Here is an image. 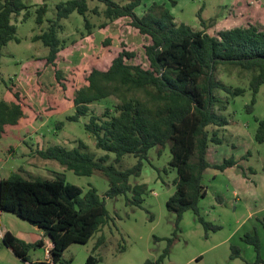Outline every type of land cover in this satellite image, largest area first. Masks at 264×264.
Segmentation results:
<instances>
[{
    "label": "trees",
    "instance_id": "1",
    "mask_svg": "<svg viewBox=\"0 0 264 264\" xmlns=\"http://www.w3.org/2000/svg\"><path fill=\"white\" fill-rule=\"evenodd\" d=\"M98 1L105 4L103 15L106 18L98 28L107 30L111 23L118 22L119 45L113 46L112 37L108 35L102 41L107 47L105 56L81 59L64 74L60 63L67 60L80 39L92 38L93 24L87 17L86 0L57 3L55 19L49 20L47 28L32 38L40 40L48 53L25 61L21 69L36 63L33 73L39 89L44 70L50 68L61 95L45 94L42 110H37L15 83L6 84V99L0 100V139L12 130L28 126L42 113L49 115L72 107L74 112L67 118L76 120L88 113L91 103L116 96L119 101L113 109L106 108L101 115L91 113L84 127L94 135L98 148L116 153L117 161L125 154H134L139 161L120 168L108 161L109 153L95 156L82 140L72 147L53 143L36 148L40 156L55 158L77 174L89 175L95 170L105 173L109 188L102 196L94 186L84 191L67 181L62 173L54 177H28L12 171L0 176V209L12 211L40 226L50 238L51 261H36V264H71V258L63 256L65 248L73 241L86 242L112 219L105 196L132 192L133 197L128 200L140 205L146 186L132 183L130 177L140 174L142 158L156 145L163 147L169 143V164L177 171L176 189L167 199L168 210L176 214L177 227L180 228L184 212L193 209L206 228H219L220 225L207 220L200 212L199 200L207 194L204 171L208 167L226 170L241 163L234 154L221 162H211L207 156L210 142H223L219 127L230 123L221 112L228 101L223 102L218 93L225 91L236 96L243 94L245 88L224 83L217 78L216 71L219 65L228 64L252 72L253 98L249 110L254 109L256 95L264 84V28L259 25L237 26L212 35L206 31L207 21L202 9L198 16L203 28L195 29L187 23H178L166 2L159 4L154 0L140 15L137 8L143 0ZM167 1L172 6L178 3L177 0ZM28 8L24 0L0 1V57L3 46L10 40L18 41L12 16L26 10V18ZM45 11V4L36 8L38 24L43 22ZM73 12L83 16L86 33L67 43L58 35L62 28L60 21ZM91 12H96V8ZM126 29L141 36L139 47L128 44ZM257 119L256 139L264 141V116ZM175 236L168 239L169 244ZM1 240L23 260H29L30 248L44 243L42 238L25 241L9 230L3 232ZM103 240L105 235L101 234L96 244ZM245 240L259 250L260 239L256 232L247 233ZM232 246L234 254H240V248ZM163 256L164 253L156 259H147L144 264H158ZM86 260L93 263L95 258L89 255ZM259 262L264 264V258L258 253L257 259L248 264Z\"/></svg>",
    "mask_w": 264,
    "mask_h": 264
},
{
    "label": "rangeland",
    "instance_id": "2",
    "mask_svg": "<svg viewBox=\"0 0 264 264\" xmlns=\"http://www.w3.org/2000/svg\"><path fill=\"white\" fill-rule=\"evenodd\" d=\"M24 1L29 5V15L24 18L26 10H22L11 19L18 41L10 40L1 48L0 100L6 99V84L15 83L28 95L35 108L42 110L45 94L61 95L52 70H44L40 78L41 88L37 89L33 73L36 63L25 69H21V66L29 59L48 53L40 40L34 41L32 38L47 28L49 20L55 19L56 4L67 0ZM153 2L143 0V4L137 8L138 13L142 15ZM86 3L89 8L87 17L93 24L92 38L80 39L86 33L82 15L73 12L60 21L62 28L58 35L62 40L69 43L80 39L67 60L60 63L64 74L81 59L105 56L108 52L102 41L108 35L112 37L113 46L119 45L118 22L111 23L107 30L98 28V24L106 21L103 15L105 4L98 0H86ZM167 3L178 23H187L195 29L203 28L198 16L202 9V16L207 21L206 31L212 35H217L223 29L250 24L264 28V0H179L175 6L169 1ZM41 4L46 5V11L43 22L38 24L36 8ZM94 8L96 12H91ZM125 37L128 44L133 46L139 47L142 42L141 36L135 35L131 29H126ZM216 73L224 83L245 88L243 94L236 96L219 91L222 101L228 103L226 109L216 107V110L226 114L230 123L219 127L223 142H210L207 155L211 162H221L234 154L241 165L226 170L208 167L203 174L207 194L199 200L200 212L220 227L206 228L193 209L184 212L180 228L177 227L176 214L167 208V199L176 189L174 179L177 171L169 164V143L163 147L156 145L150 148L147 157L142 158L140 174L130 177L132 183L140 182L146 186L142 203L138 205L128 200L133 197L132 192L115 197L105 196L112 219L86 242L73 241L65 248L63 256L71 258V264H144L147 259H156L163 253L158 264H248L257 259L258 253L264 258V141L256 139L257 118L264 116V84L256 95L254 109L249 110L248 105L253 98L250 87L252 72L226 64L219 65ZM117 101L116 96H111L93 102L89 105L88 113L76 120L67 118L74 112L72 107L49 115L42 113L28 126L12 130L8 136L0 139V176L12 171H19L28 177H54L62 173L67 181L79 185L84 191L94 186L101 196L105 195L109 188L105 173L95 170L89 175L77 174L55 158L40 156L36 148L53 143L72 147L82 140L87 144L86 149L95 156L109 153L108 161L120 168L136 164L139 157L134 154H125L121 161H117L115 152L98 148L94 135L84 127L91 113L101 115L106 108L113 109ZM1 211L0 225L3 222L10 231L43 236L40 226L12 211ZM255 232L260 239L259 250L245 240L247 233ZM101 234L105 235V240L96 244ZM172 236L175 238L169 244L168 239ZM232 245L240 248V254H234ZM28 254L29 260H23L0 238V264H36V261L47 258L43 245L30 248ZM89 255L95 258L93 263L87 262Z\"/></svg>",
    "mask_w": 264,
    "mask_h": 264
},
{
    "label": "crops",
    "instance_id": "3",
    "mask_svg": "<svg viewBox=\"0 0 264 264\" xmlns=\"http://www.w3.org/2000/svg\"><path fill=\"white\" fill-rule=\"evenodd\" d=\"M177 1L179 2V0H177ZM159 3H164V2H159ZM177 4H178V3H177ZM166 5H167L169 8H171V7L168 5L167 0H166ZM171 11H172V10H171ZM1 213H2V211H1V209H0V216H1ZM0 230H1L2 232H4L5 230H9V231H10V229H9L7 226H5V224H3V222H2V224L0 225ZM11 232H12V231H11ZM12 233L15 234V235H17L18 237L24 239L25 241H30V242L35 241V240L38 239V238H42V239H43V242H44V243H43V246H45L46 243L50 242L49 236L45 235L44 233H43V236H39L37 233H31L30 235L22 234V233H20V232H16V233L12 232ZM10 248H11V247H10ZM39 261H41V260H39ZM45 261H50V260L46 258Z\"/></svg>",
    "mask_w": 264,
    "mask_h": 264
},
{
    "label": "built area",
    "instance_id": "4",
    "mask_svg": "<svg viewBox=\"0 0 264 264\" xmlns=\"http://www.w3.org/2000/svg\"><path fill=\"white\" fill-rule=\"evenodd\" d=\"M2 235H3V232L0 230V238L2 237ZM51 244L52 243L50 241V242L46 243V245L44 246L45 247V252H46L47 259L50 258L49 259L50 261H51V257H50V251H49V249H50Z\"/></svg>",
    "mask_w": 264,
    "mask_h": 264
}]
</instances>
